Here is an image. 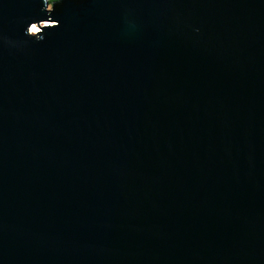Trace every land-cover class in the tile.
<instances>
[{"label": "water", "instance_id": "water-1", "mask_svg": "<svg viewBox=\"0 0 264 264\" xmlns=\"http://www.w3.org/2000/svg\"><path fill=\"white\" fill-rule=\"evenodd\" d=\"M48 3L0 0V264H264V0Z\"/></svg>", "mask_w": 264, "mask_h": 264}, {"label": "rangeland", "instance_id": "rangeland-1", "mask_svg": "<svg viewBox=\"0 0 264 264\" xmlns=\"http://www.w3.org/2000/svg\"><path fill=\"white\" fill-rule=\"evenodd\" d=\"M43 23H45V22H40V23H38V24H35V23H33V24H31L30 26H31V28L34 26L37 30H39L37 27H36V25L38 26V27H40ZM29 26V27H30ZM31 28H30V31H31ZM32 32V31H31ZM33 33V32H32Z\"/></svg>", "mask_w": 264, "mask_h": 264}, {"label": "clouds", "instance_id": "clouds-1", "mask_svg": "<svg viewBox=\"0 0 264 264\" xmlns=\"http://www.w3.org/2000/svg\"><path fill=\"white\" fill-rule=\"evenodd\" d=\"M48 7L51 8V3H50V0H49V3H48ZM58 22V21H57ZM58 26V23L54 26L56 27ZM51 28V27H50ZM37 31V29L35 27L32 28V32L35 33Z\"/></svg>", "mask_w": 264, "mask_h": 264}, {"label": "bare ground", "instance_id": "bare-ground-1", "mask_svg": "<svg viewBox=\"0 0 264 264\" xmlns=\"http://www.w3.org/2000/svg\"><path fill=\"white\" fill-rule=\"evenodd\" d=\"M31 26H32V25H31ZM31 26L29 27V31H30ZM33 27H34V26H33ZM33 27H32V28H33ZM32 28H31V31H32ZM31 31H30V32H31Z\"/></svg>", "mask_w": 264, "mask_h": 264}, {"label": "trees", "instance_id": "trees-1", "mask_svg": "<svg viewBox=\"0 0 264 264\" xmlns=\"http://www.w3.org/2000/svg\"><path fill=\"white\" fill-rule=\"evenodd\" d=\"M49 1V0H48ZM50 1H53V0H50Z\"/></svg>", "mask_w": 264, "mask_h": 264}]
</instances>
